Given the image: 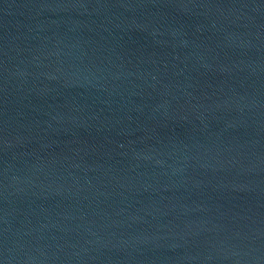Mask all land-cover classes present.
I'll return each mask as SVG.
<instances>
[{"label": "water", "instance_id": "obj_1", "mask_svg": "<svg viewBox=\"0 0 264 264\" xmlns=\"http://www.w3.org/2000/svg\"><path fill=\"white\" fill-rule=\"evenodd\" d=\"M0 264H264V0H0Z\"/></svg>", "mask_w": 264, "mask_h": 264}]
</instances>
